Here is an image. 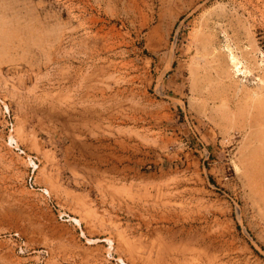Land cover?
I'll use <instances>...</instances> for the list:
<instances>
[{
  "label": "rangeland",
  "instance_id": "1",
  "mask_svg": "<svg viewBox=\"0 0 264 264\" xmlns=\"http://www.w3.org/2000/svg\"><path fill=\"white\" fill-rule=\"evenodd\" d=\"M0 264H264V0H0Z\"/></svg>",
  "mask_w": 264,
  "mask_h": 264
},
{
  "label": "bare ground",
  "instance_id": "2",
  "mask_svg": "<svg viewBox=\"0 0 264 264\" xmlns=\"http://www.w3.org/2000/svg\"><path fill=\"white\" fill-rule=\"evenodd\" d=\"M232 62L235 65L236 71L238 73V75L243 74L244 70L242 69V62L240 60H238L237 58H235L234 56H232ZM248 72V71H247ZM168 243V242H167ZM167 245V244H166ZM173 246V243H172ZM175 247V246H174ZM170 249V248H169ZM202 256H199V259H201ZM209 259V257H208ZM202 260V259H201Z\"/></svg>",
  "mask_w": 264,
  "mask_h": 264
}]
</instances>
